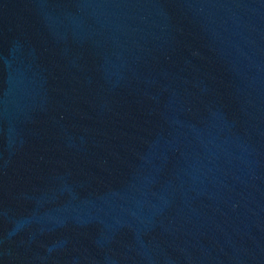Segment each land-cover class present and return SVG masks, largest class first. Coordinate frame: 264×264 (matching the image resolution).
Segmentation results:
<instances>
[{
	"label": "water",
	"instance_id": "1",
	"mask_svg": "<svg viewBox=\"0 0 264 264\" xmlns=\"http://www.w3.org/2000/svg\"><path fill=\"white\" fill-rule=\"evenodd\" d=\"M0 264H264V0H0Z\"/></svg>",
	"mask_w": 264,
	"mask_h": 264
}]
</instances>
